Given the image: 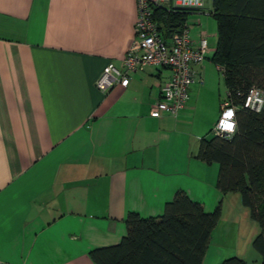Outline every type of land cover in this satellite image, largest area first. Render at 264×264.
Wrapping results in <instances>:
<instances>
[{
    "label": "crops",
    "instance_id": "0c3cea01",
    "mask_svg": "<svg viewBox=\"0 0 264 264\" xmlns=\"http://www.w3.org/2000/svg\"><path fill=\"white\" fill-rule=\"evenodd\" d=\"M213 11L205 0L188 12L194 47L202 34L214 47L186 108L153 118L168 69L147 66L109 92L95 86L110 61L122 67L137 0H0V264H95L91 251L127 236L129 213L161 217L178 191L207 213L221 207L202 264H252L240 240L260 227L240 194L217 190L219 166L197 158L228 96L212 60Z\"/></svg>",
    "mask_w": 264,
    "mask_h": 264
},
{
    "label": "trees",
    "instance_id": "16d2710c",
    "mask_svg": "<svg viewBox=\"0 0 264 264\" xmlns=\"http://www.w3.org/2000/svg\"><path fill=\"white\" fill-rule=\"evenodd\" d=\"M218 43L212 60L224 68L229 99L238 108L231 137L202 139L197 158L219 166L216 188L238 193L260 227L253 242L264 264V105L260 113L243 109L248 91L264 93V0H213ZM188 12L154 8V20L170 38L186 25ZM221 207L207 213L201 203L178 191L158 218L129 213L127 236L117 246L90 252L95 264H202ZM221 264H247L239 257Z\"/></svg>",
    "mask_w": 264,
    "mask_h": 264
},
{
    "label": "built area",
    "instance_id": "2783aa9c",
    "mask_svg": "<svg viewBox=\"0 0 264 264\" xmlns=\"http://www.w3.org/2000/svg\"><path fill=\"white\" fill-rule=\"evenodd\" d=\"M204 2L205 0H137L135 36L122 57V67L110 61L97 79L96 88L103 92H109L117 86L126 88L130 84L131 75L143 71L147 66L168 69L171 76L163 85L160 99L152 107L150 115L153 118H161L163 114L173 117L179 115L190 100V89L197 79L195 67L204 63L210 49L205 34H202L198 46L194 47L186 25L170 38L164 37L159 24L154 20V8L169 12L184 10L200 13ZM219 69L224 73L223 67L219 66ZM263 105V91L253 87L248 91L242 108L260 113ZM237 110L227 97L221 106L219 121L213 129L214 135L228 138L235 134L223 131L222 120L231 117L236 122Z\"/></svg>",
    "mask_w": 264,
    "mask_h": 264
},
{
    "label": "rangeland",
    "instance_id": "374dc122",
    "mask_svg": "<svg viewBox=\"0 0 264 264\" xmlns=\"http://www.w3.org/2000/svg\"><path fill=\"white\" fill-rule=\"evenodd\" d=\"M209 11H210V9H209ZM190 21H191V19L189 18L188 23ZM212 47H214V40L212 38H210L208 41V48L211 50ZM258 228H259V226L255 222L256 231L258 230ZM257 233H258V231H257ZM257 233H255V234L257 235ZM242 234H244V235L242 236V239L240 240V249L243 250V252L245 250V254H248V252H250L249 258H250V262H252V264H258V263L260 264V256L257 253V251L254 249V246H253L254 240L252 241L251 237H249L251 235V229L244 228L242 231ZM236 243H237V238L235 237V230H234V232L228 237L226 244H227L228 248L229 247L235 248ZM253 257H254V259H253ZM255 259H257V261H259V262L255 261Z\"/></svg>",
    "mask_w": 264,
    "mask_h": 264
},
{
    "label": "clouds",
    "instance_id": "9594fccd",
    "mask_svg": "<svg viewBox=\"0 0 264 264\" xmlns=\"http://www.w3.org/2000/svg\"><path fill=\"white\" fill-rule=\"evenodd\" d=\"M234 116V112L232 113ZM223 131L228 133H235L237 129L236 122L230 117L228 120H222ZM219 127V126H218Z\"/></svg>",
    "mask_w": 264,
    "mask_h": 264
}]
</instances>
